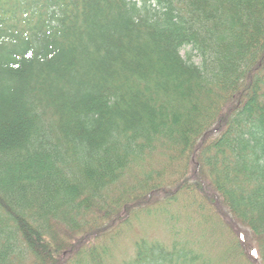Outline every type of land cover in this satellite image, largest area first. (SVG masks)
I'll return each instance as SVG.
<instances>
[{"label":"trees","instance_id":"1","mask_svg":"<svg viewBox=\"0 0 264 264\" xmlns=\"http://www.w3.org/2000/svg\"><path fill=\"white\" fill-rule=\"evenodd\" d=\"M0 264H264V0H0Z\"/></svg>","mask_w":264,"mask_h":264},{"label":"rangeland","instance_id":"2","mask_svg":"<svg viewBox=\"0 0 264 264\" xmlns=\"http://www.w3.org/2000/svg\"><path fill=\"white\" fill-rule=\"evenodd\" d=\"M180 54H181V56H182L183 58H186L187 55H189V54L194 55L195 52H193V51L191 50L190 47H185L184 49L181 50ZM193 61L195 62V64H199V63H200L199 58H194ZM172 216L175 217L174 212H172ZM173 219L176 220L175 218H173ZM158 221H159V220H158ZM145 222L148 223V224H146V225L144 226V228H146L147 230H151V231L148 232L150 236H153V235L160 236V235H161L162 229H160L161 227L158 226V224H157L158 222H157L156 219H153V218H147V219L145 220ZM184 222H185L184 220H182V221H181V220H178V221H176V224L179 225V226H181V227L183 228L184 225H185ZM150 223H151V224H150ZM153 224H156L157 227L154 226ZM156 229H158V230H156ZM236 229H237V228H236ZM143 232H144V231H141L140 229H138V228L135 227V231H134L135 234H138V235H139V234H141V233H143ZM236 233L238 234V236H240V237L246 242V243H245V246L247 247L246 250L249 252V255L254 257V256L256 255V251H255V249L253 248V245H252V243H251V241H250V239H249L248 232L245 231L244 229H240V228H238V231H236ZM131 235H132V232H131ZM161 236H162V235H161ZM157 238H158V237H157ZM129 251H130V250H129ZM118 253H119V252H118ZM118 253H116V254L114 255V257H113V258L115 259V263H118L119 261L121 262L122 259H124V258L127 257V256H124V252L122 253V255H121V254H118Z\"/></svg>","mask_w":264,"mask_h":264}]
</instances>
